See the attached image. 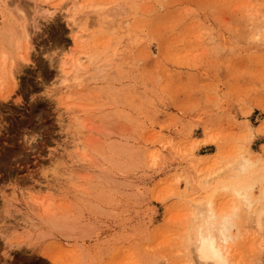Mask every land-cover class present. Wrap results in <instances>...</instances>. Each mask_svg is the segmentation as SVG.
Returning a JSON list of instances; mask_svg holds the SVG:
<instances>
[{
	"label": "rangeland",
	"instance_id": "rangeland-1",
	"mask_svg": "<svg viewBox=\"0 0 264 264\" xmlns=\"http://www.w3.org/2000/svg\"><path fill=\"white\" fill-rule=\"evenodd\" d=\"M8 1L0 26L5 16L26 27L34 49L17 67L21 85L0 92V264H194L188 230L211 192L198 181L240 155L264 163V0H80L83 16L90 3L104 6L106 23L86 15L89 36L79 45L64 16L69 0L55 11L43 0ZM2 41L0 52L9 47ZM70 47L76 55L106 49L110 65L105 81L67 99L57 60ZM67 104L87 108L76 114L82 134L68 128ZM56 157L59 174L50 171ZM14 189L5 213L1 198ZM33 198L52 201L54 216L71 222L48 226ZM232 200L220 191L215 201ZM238 223L234 264H264V218L257 227L242 210Z\"/></svg>",
	"mask_w": 264,
	"mask_h": 264
},
{
	"label": "bare ground",
	"instance_id": "bare-ground-1",
	"mask_svg": "<svg viewBox=\"0 0 264 264\" xmlns=\"http://www.w3.org/2000/svg\"><path fill=\"white\" fill-rule=\"evenodd\" d=\"M11 2V1H10ZM43 2L47 3L48 5H53L52 8L53 10H63L65 5V3H63V0H59V2L53 1V0H43ZM56 2V3H55ZM92 2V1H91ZM13 4V2H12ZM68 7V9L65 12V17L68 18L69 22V26H70V35L72 33V37H73V42L74 45H79V44H83V42L85 41V37H88L87 35H85V33L83 34V30H84V21L87 20V16L88 14H92V12H94V20H101L102 22H104V14H105V7L104 6H97L95 4L90 3L89 7L90 10L89 12L84 11V16L81 12V9L84 7V5L82 4V2L80 0H69L66 3ZM0 6H3V8H8L10 6V3L8 0H0ZM5 6V7H4ZM11 7V6H10ZM1 10V9H0ZM53 11V12H54ZM3 13V12H2ZM52 13V12H51ZM7 16V15H6ZM108 16V15H105ZM109 16H112V14H109ZM6 20L3 21L4 24L0 26V33H1V37H0V41L1 38L3 39L4 43L7 44L9 47H7V45L5 46V50H2L0 52V92L5 91V88L7 89L8 84L13 85L12 87L14 88V86L16 87L18 84V66L21 63L22 65L24 64H28L29 62H31L33 59L31 57V53H32V44L29 38V34H28V30L26 29V27H21V25L19 23L17 24H13L11 22H8L7 17H3ZM99 18V19H98ZM4 20V19H3ZM115 20V19H114ZM114 23V21H109L108 23ZM1 23V22H0ZM106 23V22H104ZM86 28V27H85ZM91 35V33H90ZM32 40V39H31ZM61 40V39H60ZM59 40V41H60ZM66 40V39H65ZM2 41V44H4ZM58 41V42H59ZM68 41V40H67ZM62 42V41H61ZM64 42V41H63ZM68 43V42H67ZM67 43H63L64 46ZM62 44V43H61ZM62 44V45H63ZM60 46V44H59ZM69 45H67L68 47ZM66 47V48H67ZM74 47V46H73ZM63 48V47H62ZM65 48V49H66ZM69 48V47H68ZM71 48V47H70ZM79 49V47H76ZM64 49V48H63ZM1 50V49H0ZM75 50V47H74ZM74 50L69 49L67 54H64V56L61 59H58L57 61H59L58 64V68H59V72L62 74L61 76V82L59 81V83L57 84H64V86L67 87L66 92L69 93L67 96H65L67 99H70L72 97V92L70 90H76L79 87H82L83 85H85L88 82H92V81H100L103 80L105 81L106 79V75H105V67L109 66L110 64L108 63V61L106 60V49L104 51L102 50H97V51H92V52H84V54L81 55H76L75 52H73ZM77 50V49H76ZM67 51V50H66ZM83 53V52H82ZM103 53H105L103 55ZM56 61V62H57ZM20 65V66H22ZM29 65V64H28ZM22 72V71H21ZM20 72V73H21ZM59 75V74H58ZM49 76V75H48ZM52 77V76H51ZM50 77V78H51ZM49 80V79H48ZM21 85V84H20ZM12 88V90H13ZM19 88V87H18ZM15 89V88H14ZM17 89V88H16ZM31 89V88H30ZM29 89V90H30ZM57 90V89H54ZM32 91V89H31ZM36 91V90H35ZM71 93H70V92ZM80 91V90H79ZM17 92V91H16ZM16 94V93H15ZM17 95V94H16ZM66 99V100H67ZM65 100V98H64ZM65 109L67 110V112L72 114V119H70L71 122H69V127L70 131L71 128H73V130L77 133H75L74 131H72V134H76L78 135V133L82 134L83 132V128L84 125L83 123H81L78 119V117L76 116V114H78V109H80V111H88L87 108H80L78 105L76 104H67L64 106ZM64 109V110H65ZM60 110V108H59ZM63 111V110H62ZM61 112V111H60ZM64 113V111H63ZM68 113V114H69ZM59 114V113H58ZM70 114V115H71ZM59 118V117H58ZM69 118V117H68ZM67 118V119H68ZM60 119V118H59ZM58 121V120H57ZM60 123V122H59ZM62 123V122H61ZM60 123V124H61ZM66 123V122H65ZM68 125V124H67ZM66 125V126H67ZM63 126V125H61ZM77 138V137H76ZM50 139V138H49ZM57 141V140H56ZM54 143V142H53ZM57 143V142H56ZM115 143V142H114ZM122 143V142H121ZM63 144V143H62ZM124 144V143H122ZM59 145V144H57ZM116 145H118L116 143ZM111 146V145H110ZM128 146V145H127ZM58 147V146H57ZM61 147V146H60ZM124 147V146H123ZM131 147V146H130ZM51 148V147H50ZM62 148V147H61ZM115 148V147H113ZM121 148V147H120ZM58 149V148H57ZM60 149V148H59ZM65 149V148H64ZM85 149V146L83 144H81V150ZM123 149V148H122ZM125 149V148H124ZM131 149V148H130ZM53 150V148L51 149ZM62 150V149H61ZM116 150V149H115ZM57 151V150H55ZM59 151V150H58ZM66 151V150H64ZM69 151V149L67 150ZM113 151V150H112ZM126 149L127 154L132 153L134 151V149L132 150V152ZM136 151V150H135ZM134 151V153H135ZM150 151V150H149ZM156 149H153L152 151H150V159L153 160V162H155V158L158 157V153L156 154ZM51 152V151H50ZM72 152V151H71ZM52 153V152H51ZM58 154V152H56ZM55 153V154H56ZM133 153V154H134ZM49 154V153H47ZM53 154V153H52ZM62 154V152H61ZM76 154V153H75ZM85 154V153H84ZM116 154V153H115ZM54 155V154H53ZM60 155V152H59ZM65 155V154H64ZM74 155V153H73ZM78 155V154H76ZM117 155V154H116ZM120 155V153H119ZM123 155V154H121ZM135 155V154H134ZM133 155V157H134ZM137 155V153H136ZM61 156V155H60ZM70 155L67 154V157L70 159L69 157ZM72 156V155H71ZM85 156V155H84ZM127 156V155H126ZM129 156V155H128ZM65 157V156H64ZM63 156L60 158H64ZM76 157V156H74ZM72 157V158H74ZM131 157V156H130ZM136 157V156H135ZM134 157V158H135ZM52 158H54L52 156ZM57 158V157H56ZM85 157H81V159L83 160ZM247 160L250 163L249 164H243V160ZM80 158H78L79 160ZM76 160V159H75ZM64 162H66L64 160ZM69 162V161H68ZM72 162V161H71ZM152 162V163H153ZM231 163L229 165H227L226 167L219 169V170H215L213 171V173L208 172V176H206L205 178H203L200 182V186L203 190L206 191H211L209 194V196L207 197L206 200H203L202 202H200L197 205V211L195 212V214H193L194 217V222L191 224V226L189 227L190 230H188L190 232L189 238H191L192 236H194V240L191 242L192 243V252L194 254V247L196 246L197 243V237L201 234L207 235L210 232H216L219 230V228L221 227V223L224 220L225 217H229V221H228V233H227V240L225 242V255L228 258L229 264H234L233 262V254H232V250L234 252L233 246L235 245L234 243L237 242L238 237H239V233H240V226L238 223V218L240 213L242 212V210H246V212L248 214H252L253 216V222L255 223V225L257 227H261L263 226V218H264V163L260 162L258 159H255L253 157L250 156H245V155H240L238 156L236 159H234L233 161H230ZM50 163V162H49ZM53 164V168H51L54 174H59L58 172H60V170L62 171L63 167V160L59 159V157L57 159H55V161L52 162ZM155 164V163H154ZM50 165V164H49ZM65 166V165H64ZM67 166V165H66ZM65 166V167H66ZM49 167V166H48ZM52 167V166H51ZM64 167V168H65ZM123 167H127V166H123ZM243 167V170H242ZM68 168V167H67ZM130 168V167H128ZM125 168V169H128ZM46 169V168H45ZM49 170V168H48ZM66 170V169H65ZM64 170V171H65ZM200 171V169H198ZM45 171V170H44ZM109 171V169H108ZM107 171V173H108ZM111 171V170H110ZM198 171V172H199ZM202 171V170H201ZM63 172V171H62ZM67 172V171H66ZM44 173V172H43ZM61 173V172H60ZM69 173V171H68ZM101 174L99 176H105L103 175V171L100 172ZM200 173V172H199ZM45 174V173H44ZM43 174V175H44ZM47 174V172H46ZM63 174V173H62ZM65 174V173H64ZM67 174V173H66ZM72 174V177L70 176ZM111 174V173H110ZM52 175V172H51ZM61 175V174H60ZM68 175V174H67ZM69 177L70 178H66L67 181L70 182V184L72 185L73 188H78L80 187L81 190V183H78V179L76 180L75 177L73 179V173H70ZM56 176V175H55ZM54 176V177H55ZM59 175H57L58 177ZM98 176V177H99ZM109 176V174H108ZM77 177V176H76ZM107 177V175H106ZM105 177V178H106ZM32 178V177H31ZM47 178V177H46ZM51 178V177H50ZM48 178V179H50ZM60 178V177H59ZM63 178V176H62ZM65 178V177H64ZM63 178V179H64ZM99 178H103V177H99ZM104 179V178H103ZM102 179V180H103ZM178 179V178H177ZM52 182L53 177H52ZM58 180V179H57ZM56 180V181H57ZM60 180V179H59ZM62 180V179H61ZM106 180V179H105ZM105 180H103L105 182ZM112 180V178H111ZM110 180V181H111ZM46 181V179H45ZM50 181V180H49ZM63 181V180H62ZM66 181V183H67ZM98 181V180H97ZM101 181V180H100ZM108 181V180H107ZM117 181V180H116ZM179 181V179H178ZM48 182V180H47ZM59 182V181H57ZM64 182V181H63ZM83 182V181H82ZM85 182V181H84ZM54 183V182H53ZM65 183V182H64ZM95 183V182H94ZM94 183L92 185H94ZM99 183V182H97ZM97 183L95 185H97ZM102 183V181H101ZM111 183V182H110ZM18 184V183H17ZM52 184V183H51ZM62 184V183H61ZM60 184V185H61ZM68 186H70L69 183H67ZM80 184V185H79ZM103 184V183H102ZM105 184V183H104ZM103 184V185H104ZM108 184V183H107ZM49 185V183H48ZM57 185H59L57 183ZM63 185V184H62ZM66 185V184H65ZM83 185V184H82ZM100 185V184H99ZM119 185V184H118ZM121 185V183H120ZM123 185V183H122ZM256 185L260 186L259 189V194L256 196L254 193V188L256 187ZM83 185V189L84 190L86 188L85 191L88 190V186ZM14 187V186H13ZM64 187V186H63ZM66 187V186H65ZM91 187V186H90ZM97 187V186H96ZM119 187V186H118ZM187 187V186H186ZM12 188V187H11ZM10 188V189H11ZM94 188V186H93ZM92 188V189H93ZM117 187H115L116 190ZM91 189V188H90ZM91 189V190H92ZM100 189V188H99ZM104 189V188H103ZM102 189V190H103ZM119 189V188H118ZM117 189V192H118ZM12 190V189H11ZM19 190V189H18ZM94 190V189H93ZM9 191V190H8ZM114 191V190H113ZM112 191V192H113ZM190 191V190H189ZM220 191L226 192L228 193L230 196L233 197V200L231 202V204H229V207H220L217 203H216V196L218 195V193ZM81 192V191H80ZM83 192V191H82ZM98 192V190H97ZM115 192V191H114ZM192 192V191H191ZM6 193V191H5ZM21 193V192H20ZM87 193V192H86ZM105 193V192H104ZM103 192H101L100 194H104ZM3 195V194H2ZM85 195V194H84ZM94 197V194H91ZM97 198H98V193L96 194ZM105 195V194H104ZM108 195V193H106V196ZM220 195V194H219ZM16 196V192L15 189L9 193V194H4L2 196V200H3V208L6 211L5 213H12L10 212L9 208H11L12 206L10 205L11 203V198H14ZM22 196V195H21ZM102 197V196H101ZM105 198V197H104ZM107 198V197H106ZM105 198V201L107 200ZM92 199V198H91ZM95 199V198H94ZM103 199V198H102ZM158 199V198H157ZM160 199V198H159ZM163 199V198H162ZM17 200V199H16ZM96 200V199H95ZM101 200V198H100ZM14 201V200H13ZM12 201V202H13ZM32 203L30 202V204H32L34 206V209L36 210L38 207L42 210H44V212L48 215L47 219H49L50 217V225L48 224V226L52 227L53 225H56L57 222L60 224L62 222V220L64 219L65 221H70V219L72 218H66L67 220H65V218L60 217L61 215L58 216H54L56 215L55 213V209L52 207V205H54V203L50 200L45 201L44 199H36L33 198ZM104 201V200H102ZM2 202V201H1ZM85 203V202H84ZM83 203V204H84ZM90 203V200H89ZM104 203V202H103ZM93 204V203H90ZM89 204V206H90ZM86 205V203H85ZM11 206V207H10ZM32 206V208H33ZM93 207L98 206L99 208L96 209H102V205L99 206L96 204V206L91 205ZM113 206V205H112ZM222 206V205H221ZM225 206V205H224ZM80 207V206H78ZM78 207L75 208L78 211ZM101 207V208H100ZM1 208V207H0ZM81 208V207H80ZM91 208V207H89ZM88 208V209H89ZM57 209V208H56ZM74 209V211H76ZM93 210V208H91ZM95 209V210H96ZM2 210V208H1ZM8 210V211H7ZM13 210V209H12ZM87 210V209H86ZM91 210V211H92ZM107 210V209H106ZM105 210V212L107 213V211ZM235 210V211H234ZM3 211V210H2ZM83 211V210H82ZM90 211V210H89ZM94 211V210H93ZM97 213L100 210H96ZM95 211V212H96ZM103 209L100 211L102 212ZM109 211V210H108ZM112 211V209L110 210V212ZM71 213V212H70ZM70 213H68L67 215H69ZM78 213V212H77ZM2 214V213H1ZM4 214V211H3ZM109 214V212H108ZM9 215V214H8ZM66 215V216H67ZM79 216V214H78ZM4 217V216H3ZM8 217V216H7ZM59 219H58V218ZM71 217V216H70ZM77 217V216H76ZM81 217H83V215H81ZM6 218V217H5ZM78 219H82L80 218V216ZM76 220V221H77ZM75 221V222H76ZM44 222V220H43ZM74 222V220H73ZM72 222V223H73ZM67 223V222H66ZM69 223V222H68ZM80 223V222H79ZM45 226H46V220H45ZM63 224V223H62ZM61 224V225H62ZM59 225V224H57ZM56 225V227H57ZM64 225V224H63ZM66 227L68 224H65ZM71 223H69L68 228L69 230L74 229V227L70 226ZM74 225V224H73ZM82 225V224H81ZM80 225V227H81ZM89 225V224H87ZM90 226V225H89ZM55 227V226H53ZM76 228H78L75 225ZM72 228V229H71ZM83 228V227H82ZM53 229V228H52ZM51 229V230H52ZM57 229V228H56ZM62 229V228H59ZM236 229V231H235ZM78 230V232L80 231L79 229H74ZM82 230V229H81ZM56 231V230H55ZM59 231V230H58ZM62 231V230H60ZM59 231V232H60ZM68 231V230H67ZM73 231V230H72ZM64 233V231H62ZM77 231H75L74 233H76ZM83 232V231H81ZM192 235V236H191ZM9 248V246H8ZM7 254V253H6ZM195 257V255H193ZM195 259V258H194Z\"/></svg>",
	"mask_w": 264,
	"mask_h": 264
},
{
	"label": "clouds",
	"instance_id": "clouds-1",
	"mask_svg": "<svg viewBox=\"0 0 264 264\" xmlns=\"http://www.w3.org/2000/svg\"><path fill=\"white\" fill-rule=\"evenodd\" d=\"M249 163V161L243 160V164ZM229 219V217L224 218L218 231L210 232L207 235L201 234L197 237V243L193 249L195 255L194 264H229L224 251L225 242L228 238Z\"/></svg>",
	"mask_w": 264,
	"mask_h": 264
}]
</instances>
